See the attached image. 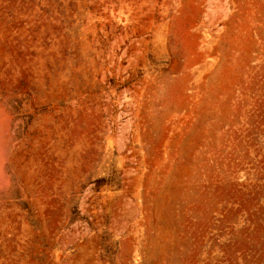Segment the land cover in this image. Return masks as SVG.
I'll list each match as a JSON object with an SVG mask.
<instances>
[{
  "label": "rangeland",
  "instance_id": "1",
  "mask_svg": "<svg viewBox=\"0 0 264 264\" xmlns=\"http://www.w3.org/2000/svg\"><path fill=\"white\" fill-rule=\"evenodd\" d=\"M0 264H264V0H0Z\"/></svg>",
  "mask_w": 264,
  "mask_h": 264
}]
</instances>
